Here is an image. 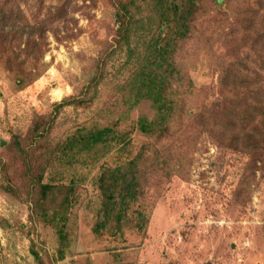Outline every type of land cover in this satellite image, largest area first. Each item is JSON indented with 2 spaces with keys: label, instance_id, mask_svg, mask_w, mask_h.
<instances>
[{
  "label": "rangeland",
  "instance_id": "rangeland-1",
  "mask_svg": "<svg viewBox=\"0 0 264 264\" xmlns=\"http://www.w3.org/2000/svg\"><path fill=\"white\" fill-rule=\"evenodd\" d=\"M216 1L204 0L191 38L176 55L183 91H192L184 95L191 109L205 99L209 107L217 103L220 73L228 83L246 81L241 98L245 85L264 99V39H256L264 31V0ZM117 7L118 0H0V8L13 16L10 30L25 22L44 24L42 56L48 65L42 77L19 88L18 75L30 72L34 62L13 35L0 41V264H264V160L215 146L218 140L193 122L157 148L166 152L169 166L142 164L139 204L149 215L146 231L128 226L121 233L112 228L94 233L102 215L94 182L98 168L87 182L78 181L69 208L63 207L65 190L75 175H88L90 163L69 166L57 158L58 146L85 126L112 125L133 143L125 152L115 147L99 167L124 164L146 143L136 129L139 117L154 116L149 102L129 110V79L154 36L151 3L135 0L141 16L130 45L117 44ZM94 78L101 82L89 95ZM68 100L89 104L58 107ZM37 121L53 122V128L48 142L34 146L27 139ZM15 138L28 148L34 175L15 149ZM42 172V184L54 186L40 204L43 214L36 211ZM56 214L64 218L65 251L61 225L51 221Z\"/></svg>",
  "mask_w": 264,
  "mask_h": 264
},
{
  "label": "trees",
  "instance_id": "trees-1",
  "mask_svg": "<svg viewBox=\"0 0 264 264\" xmlns=\"http://www.w3.org/2000/svg\"><path fill=\"white\" fill-rule=\"evenodd\" d=\"M149 1L151 3L150 18L154 20V23H151L154 36L150 40L149 49L142 63L135 67L129 79L133 93V101L129 105L130 112L147 102L151 104L154 112L153 118L140 116L136 123V129L146 137V143L132 159L125 161L124 164L107 165L106 168H103L102 164L99 167L101 161L108 158L115 147L125 152L133 143V139L112 125L95 124L78 129L57 149V158L64 160L69 166L77 162L85 167L90 163L88 175H75L72 185L65 190L64 208H69L78 181L87 182L91 171L99 169L94 177L95 185L102 197V215L99 216V222L94 228V233L99 236L107 232L109 228H112L115 233H121L128 226H132L131 228L138 232L147 230L149 215L146 208L139 204L144 196L142 164L152 161V163L161 162L166 167L169 166V162L164 159L166 152L162 150L160 152L157 148L167 139L182 136L185 124L190 125L193 122L201 128L203 134H207V138L213 137L218 140L217 145L214 143L217 147L219 145L233 147L236 151L250 153L264 160V99L260 100L259 91L252 93L251 86L245 87V85L243 88L247 93L241 98L239 96L241 95L240 87L246 81L240 84L237 81L228 83L226 78L224 79V74L220 73L218 101L211 107L206 104L205 99L196 109H191L184 99V95L192 91H183L185 78L177 65L176 55L184 43L191 38L194 23L202 10L201 5L204 0ZM134 2L135 0H118V10L114 17L116 25L119 26L117 37L119 46L130 45L131 35L136 31L141 10L134 7ZM216 2L219 5L222 0ZM58 16L62 18V12H58ZM11 18L13 16L10 12L0 8V41L13 35L18 41L24 42L27 58L31 59L34 64L30 72L18 75L16 83L19 88H26L42 77L48 69L42 56L46 35L44 24L30 26L25 22L17 30H10L13 28L12 25H8ZM26 30L29 31L25 34ZM256 39L263 40L264 31L257 33ZM40 68L42 70H39ZM98 81V78L91 81L89 95L93 93L94 88L99 86L101 81L99 83ZM253 96H255V101H252ZM92 101L94 97L89 102ZM73 104L79 106L89 103L88 101L68 100L58 107L64 108ZM52 128L53 122L48 124L35 122L27 141L30 140L29 143L34 146L43 141L48 142ZM13 145L24 158L27 172L34 175L35 166L30 160L28 148L19 138H15ZM153 146H155L154 151L150 154L149 149L151 150ZM40 179L41 197L36 203V211L43 214L39 210L40 204L54 190V186L42 184L43 172ZM136 206L137 209H134ZM63 220L62 215L56 214L51 217V221H56L57 225H61L58 227L60 228L58 232L62 241L65 242L63 245L65 251L68 245L64 229H61ZM63 253L61 252L62 259L64 258Z\"/></svg>",
  "mask_w": 264,
  "mask_h": 264
},
{
  "label": "bare ground",
  "instance_id": "bare-ground-1",
  "mask_svg": "<svg viewBox=\"0 0 264 264\" xmlns=\"http://www.w3.org/2000/svg\"><path fill=\"white\" fill-rule=\"evenodd\" d=\"M57 96H58V98H61L62 94L61 93H58Z\"/></svg>",
  "mask_w": 264,
  "mask_h": 264
}]
</instances>
